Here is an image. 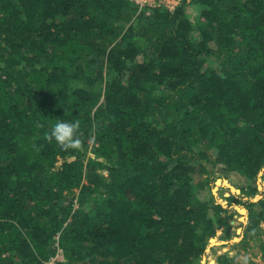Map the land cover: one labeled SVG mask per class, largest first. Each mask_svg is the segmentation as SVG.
I'll list each match as a JSON object with an SVG mask.
<instances>
[{"label": "trees", "instance_id": "1", "mask_svg": "<svg viewBox=\"0 0 264 264\" xmlns=\"http://www.w3.org/2000/svg\"><path fill=\"white\" fill-rule=\"evenodd\" d=\"M233 172L264 259V0H0V264H201Z\"/></svg>", "mask_w": 264, "mask_h": 264}, {"label": "rangeland", "instance_id": "2", "mask_svg": "<svg viewBox=\"0 0 264 264\" xmlns=\"http://www.w3.org/2000/svg\"><path fill=\"white\" fill-rule=\"evenodd\" d=\"M264 178L260 177L258 183L262 186ZM243 177L237 172L230 173V176H219L216 180V184L212 186V191L216 197L228 206V212L233 213L232 226L229 228L228 234L230 239L222 237V230L218 232V235L212 237L214 242L209 243V247L201 260V264H212L211 261L217 264V256L221 252L230 249L233 251L235 260L239 264H264V259L260 250L259 236H244V223L248 219V209L243 203L233 201L232 205H229L227 195L231 193H238L241 191L240 184L243 183ZM201 193L202 197L209 195V189H205ZM245 209V211L242 210ZM264 223L261 224L263 227ZM264 235H262L263 237ZM211 239V240H212ZM236 244L233 245V243ZM214 246V247H213ZM55 258L63 259V253L60 251ZM54 263V259L50 261V264Z\"/></svg>", "mask_w": 264, "mask_h": 264}, {"label": "clouds", "instance_id": "3", "mask_svg": "<svg viewBox=\"0 0 264 264\" xmlns=\"http://www.w3.org/2000/svg\"><path fill=\"white\" fill-rule=\"evenodd\" d=\"M43 127L42 125H38ZM81 122L77 119L75 121L58 119L51 125L50 130L44 134V139L49 143L55 144L62 150L79 149L82 146L80 136ZM95 133L93 131L90 139L94 140Z\"/></svg>", "mask_w": 264, "mask_h": 264}, {"label": "built area", "instance_id": "4", "mask_svg": "<svg viewBox=\"0 0 264 264\" xmlns=\"http://www.w3.org/2000/svg\"><path fill=\"white\" fill-rule=\"evenodd\" d=\"M138 5L139 8H143L148 6L155 7V6H165L170 10H174L182 0H134Z\"/></svg>", "mask_w": 264, "mask_h": 264}, {"label": "water", "instance_id": "5", "mask_svg": "<svg viewBox=\"0 0 264 264\" xmlns=\"http://www.w3.org/2000/svg\"><path fill=\"white\" fill-rule=\"evenodd\" d=\"M218 232H221V230H219ZM211 239H212V238H211ZM211 239H210V242H211V241H212V242H214V241H215L214 239H212V240H211Z\"/></svg>", "mask_w": 264, "mask_h": 264}]
</instances>
